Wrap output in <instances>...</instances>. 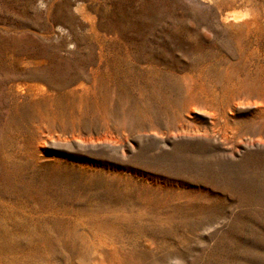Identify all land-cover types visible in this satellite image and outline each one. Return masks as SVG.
<instances>
[{
    "label": "rangeland",
    "instance_id": "obj_1",
    "mask_svg": "<svg viewBox=\"0 0 264 264\" xmlns=\"http://www.w3.org/2000/svg\"><path fill=\"white\" fill-rule=\"evenodd\" d=\"M0 264H264V0H0Z\"/></svg>",
    "mask_w": 264,
    "mask_h": 264
},
{
    "label": "bare ground",
    "instance_id": "obj_2",
    "mask_svg": "<svg viewBox=\"0 0 264 264\" xmlns=\"http://www.w3.org/2000/svg\"><path fill=\"white\" fill-rule=\"evenodd\" d=\"M247 11H225L221 14V17H220V20L222 22H227L229 20H233L234 21H237V20H240L242 18H245L247 16ZM249 17V16H248Z\"/></svg>",
    "mask_w": 264,
    "mask_h": 264
}]
</instances>
